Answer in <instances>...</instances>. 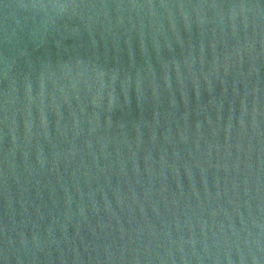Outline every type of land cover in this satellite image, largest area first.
I'll return each mask as SVG.
<instances>
[{
  "label": "water",
  "instance_id": "obj_1",
  "mask_svg": "<svg viewBox=\"0 0 264 264\" xmlns=\"http://www.w3.org/2000/svg\"><path fill=\"white\" fill-rule=\"evenodd\" d=\"M0 264H264V0H0Z\"/></svg>",
  "mask_w": 264,
  "mask_h": 264
}]
</instances>
